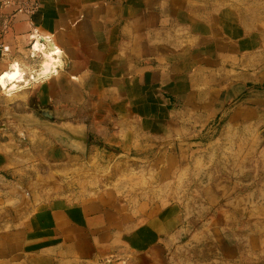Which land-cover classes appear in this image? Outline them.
<instances>
[{"label":"crops","instance_id":"1","mask_svg":"<svg viewBox=\"0 0 264 264\" xmlns=\"http://www.w3.org/2000/svg\"><path fill=\"white\" fill-rule=\"evenodd\" d=\"M36 38L62 71L10 90L42 137L0 142V264H264V0H41L0 71Z\"/></svg>","mask_w":264,"mask_h":264},{"label":"rangeland","instance_id":"2","mask_svg":"<svg viewBox=\"0 0 264 264\" xmlns=\"http://www.w3.org/2000/svg\"><path fill=\"white\" fill-rule=\"evenodd\" d=\"M2 15L3 14L0 15V32L2 30L1 29L2 28L1 25L3 24L2 21L3 19H5V17L3 18ZM10 90L11 89H9V86L6 89L0 87V142L10 139L11 143L13 144V148H16L20 142V138L31 140L30 136H32L33 134L36 135H34L32 141L35 142V140H37V142H39L40 138L42 137L40 133L29 130L26 131L24 128H22L21 130L19 128V119H20L19 112L20 109H22V105L17 102L18 98L13 97ZM30 108H35V107L30 106ZM22 118H24V116H21V119ZM27 118H29V116H27ZM44 132L49 135L52 133L49 131H44ZM89 138L91 139L93 138V136L89 134ZM17 165H18L17 163L12 164V166H17ZM19 187H21V189L24 190L26 195L22 191L17 189ZM5 188L8 191H10V194L12 196L19 198L18 204L12 207V209H10L9 211L11 216L14 215L16 211H20L25 207H28L29 204L31 203L32 196L27 187L23 185H19L16 182H11L10 184L6 185Z\"/></svg>","mask_w":264,"mask_h":264},{"label":"bare ground","instance_id":"3","mask_svg":"<svg viewBox=\"0 0 264 264\" xmlns=\"http://www.w3.org/2000/svg\"><path fill=\"white\" fill-rule=\"evenodd\" d=\"M46 44H48V49ZM47 49V50H46ZM33 56L40 53V65L38 69H34L30 63L22 64L17 60L9 62L4 69L0 71V87L6 89L17 88L20 83L27 84L30 79L42 80L52 75L61 73L62 68L58 66L57 57L61 52L55 46H51L48 40L36 38L31 47Z\"/></svg>","mask_w":264,"mask_h":264},{"label":"built area","instance_id":"4","mask_svg":"<svg viewBox=\"0 0 264 264\" xmlns=\"http://www.w3.org/2000/svg\"><path fill=\"white\" fill-rule=\"evenodd\" d=\"M41 0H0V15L3 14V10L10 11L9 18L3 20L6 24H2V30L0 35L5 33L9 28V23L16 14L23 15L25 17L34 16L40 9ZM4 18V17H3Z\"/></svg>","mask_w":264,"mask_h":264},{"label":"water","instance_id":"5","mask_svg":"<svg viewBox=\"0 0 264 264\" xmlns=\"http://www.w3.org/2000/svg\"><path fill=\"white\" fill-rule=\"evenodd\" d=\"M17 189L20 190V191H22V192L25 194L24 190L21 189V187H19V188H17ZM25 195H26V194H25Z\"/></svg>","mask_w":264,"mask_h":264}]
</instances>
